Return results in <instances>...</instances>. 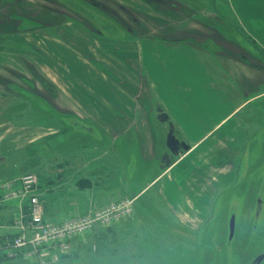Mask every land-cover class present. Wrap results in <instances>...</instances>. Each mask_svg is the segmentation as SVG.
Returning a JSON list of instances; mask_svg holds the SVG:
<instances>
[{"label": "flooded vegetation", "instance_id": "af4514ba", "mask_svg": "<svg viewBox=\"0 0 264 264\" xmlns=\"http://www.w3.org/2000/svg\"><path fill=\"white\" fill-rule=\"evenodd\" d=\"M141 1L143 5L137 4V7H131L123 4L122 0H0V31L14 29V27L15 29H25L31 26L52 25L53 30L59 32L66 29L65 25L71 22L80 25L98 38L112 39L111 44L99 43L92 46L88 41L81 39L80 49L91 63L107 74L110 80L127 86L133 92L131 102L126 105L130 108L131 115L120 104H114L111 101L105 102L93 92L88 91L90 95L87 94V97L90 96L92 101H96L102 106L103 114L118 115L127 123L119 132L116 144L117 150H122L121 153L117 151L116 155L122 161L123 171L126 166L132 163L125 150L133 144V136L137 129H141L144 136L153 138L155 141V155L148 160L142 159L141 164L136 167L137 172L142 171L141 174L144 172L149 174L141 175L136 184L132 183L133 186H138L147 176L158 172L168 157L171 159V164L176 162L179 158L177 153L183 151L188 140L172 119L160 96L154 92L150 85L146 67L137 54V50L122 45L121 38L131 35L134 38H150L171 42L174 46L182 44L194 48L196 66L203 63L206 68L211 67L212 73L220 80H224L226 90L234 94L236 100L241 101V105L244 106L234 113L237 119V131L243 140L241 143H234L220 129H214V136L210 138L214 145L212 152L215 155L212 164L220 168H223L224 165L227 167L214 174V178L205 184L204 190L196 192L200 201L199 205L203 210L195 209L198 212L195 218L186 212L179 216L173 208L167 206L163 209H166V216L170 219L188 227V234L193 235L196 247H199L198 245L202 247L204 244L205 247L209 244L212 246L215 241L214 235L209 233L208 236L206 232H210L208 228L211 222L224 220L223 209L218 210V206L224 204L226 200H230L233 197V191L239 187L240 184L236 181L242 169L247 141L255 136V132L264 123V92L262 91L264 88V63L260 64L250 60L249 55L253 53L255 57H260L259 54H261L264 57V53L240 27L230 19L223 17L224 11L221 12L217 8L210 7L209 12L205 11L206 13H204L169 0ZM203 32H205V36L199 37L198 35H203ZM6 36L7 34H0V38H4L0 42H7L9 39H6ZM12 41L35 50L43 57H48L42 50L35 48L23 39L15 38ZM227 56H234L237 60H232ZM107 57L128 68L134 79L130 80L124 76L119 66H114L112 62L107 61ZM59 68L69 81L80 86V80L75 71H66L60 66ZM7 79L14 85L10 88L13 92L19 93L23 97L28 95L44 112L45 115L42 118H37L36 121L43 119L50 123L62 121L61 118H57L53 114L54 112L59 116L64 115L65 118L66 115L63 111L50 110L53 97L62 101L63 96L58 85L44 72L35 69L29 74H23L12 70ZM189 79L193 84H198L203 80V76ZM165 93L175 97L171 91ZM191 115L194 116V113ZM67 116L71 117L70 114ZM75 119L85 123L88 122L86 120L96 122V118L88 114L81 119L76 117ZM108 137L111 138L110 134ZM106 146L110 150H114L113 143L106 144ZM191 151V147L185 151L181 164L186 165L190 161L197 163L191 155L187 156ZM260 171L261 174L257 177L259 183L264 167ZM155 181L156 178L149 183L142 194L138 195L139 200L150 196L149 190L155 186ZM250 186L252 184H249L246 192ZM246 192L245 196L248 197ZM256 203L257 200L254 199V205ZM245 204L247 220L251 218L252 206L249 208L247 200ZM247 228L245 231L248 236L244 242L247 256L244 259L239 258L236 254L233 257L235 261L231 263L222 261L220 254L222 244L217 241V245H214L216 253L214 259L202 261L200 264H264V225L259 227V224H254V226L251 224V230L257 233L254 237L255 246L252 252H249L252 248L250 245L251 235L249 234L250 224ZM261 229L262 231L259 233ZM207 236L211 238L210 241L206 240ZM212 239L214 240L212 241Z\"/></svg>", "mask_w": 264, "mask_h": 264}, {"label": "crops", "instance_id": "0c3cea01", "mask_svg": "<svg viewBox=\"0 0 264 264\" xmlns=\"http://www.w3.org/2000/svg\"><path fill=\"white\" fill-rule=\"evenodd\" d=\"M169 1L204 13H208L210 7L217 8L221 12L225 8L227 10L228 7L232 16L234 14L233 0H227V2L230 1L231 5L216 0V7L211 5V0ZM122 2L131 7L143 5L141 0H122ZM241 12L247 13V7L242 6ZM65 26L66 29L63 28L64 30L59 32L53 30L52 25L31 26L25 29H15L13 26L14 29L9 28L6 31H0V34H7L6 39H9L5 43L4 41L1 42L2 45L0 44V170L5 168L6 171L5 174L0 175V180L19 176V174H11L10 168L20 169V163L22 165L27 164L25 163L27 159L33 157V155H38L48 145L46 141H49L50 148H57L61 137H66L68 141L69 136L76 135V133L84 141H93L95 147L102 149V154L99 153L98 156L108 155L115 159L122 169V161L116 155L117 151L122 150H117L116 144L119 139V132L127 123L118 115L103 114L102 106L96 101H92L89 98L90 96L87 97V94L90 95L89 92H93L105 102L111 101L114 104H120L131 115V110L126 105L131 102L133 92L127 86L110 80L107 74L91 63L80 49L81 39L88 41L91 46L99 43L111 44L112 39L108 37L98 38L75 23L70 22ZM15 38L29 42L35 48L42 50L48 57H43L35 50L16 44L12 41ZM3 39L0 38V40ZM252 41L264 53V47L254 39ZM120 42L124 46L137 50V54L146 67L150 85L154 92L160 96L172 119L188 140L189 148H192L187 156L191 155L197 161V163L190 161L186 165L181 164L186 151L184 149L177 154L179 158L176 159V162L171 164V159L168 157L160 166L158 172L147 176L138 186H132L137 189L134 194L135 201L140 202V205L146 208L148 215L154 217L153 219L157 222H161L160 224L163 225L162 231H166L164 225L170 222L188 228L166 216V209L163 208L166 206L173 208L179 216L181 213L185 214L186 212L193 218L198 214L195 209L203 210L199 205L200 201L196 192L201 189L204 190L205 184H208L209 180L211 181L214 178V174L227 167L224 165L223 168H220L212 164L215 155L212 152L214 145L210 138L214 136V129H220L224 135L229 136L232 142L241 143L243 139L237 131V119L234 113L244 106L241 105V101L236 100L234 94L226 90L224 80L216 77L212 73L211 67L206 68L203 63L196 66L194 61L196 51L193 47L182 44L174 46L171 42L157 41L150 38H134L131 35L124 36ZM249 55L250 60L260 64L264 63V57L261 54H259L260 57H255L253 53ZM227 57L237 60L234 56ZM106 60L112 62L114 66H119L122 74L128 79H134L128 68L120 63L118 64L112 58L107 57ZM59 66L66 71H75L80 80V86L69 81L65 74L61 72ZM35 69L44 72L60 88L63 100L58 101L56 97H53L50 110L63 111L66 115L65 118L62 114L60 117L58 113H53L62 121L47 124L33 121L28 114H24L18 119L9 116L11 114L7 111L10 105L7 104H10L11 98L33 100L28 95L23 97L10 89L14 86L7 79L10 72L16 70L23 74H29ZM198 76H203V80L198 84H193L192 80L189 79ZM166 91H171L175 97L166 95ZM262 91L264 92V88ZM191 113H194V116ZM67 114H70L71 117L69 118ZM87 114L95 117L96 122L90 120H86L88 121L86 123L76 121L75 117L81 119ZM170 121L173 122L171 119ZM263 126L264 123L256 132ZM141 131V129H137L133 136V144L125 150L127 156L132 160V163L126 167L130 169L134 179L146 175L145 173L149 174L148 172L143 174H141L142 171L137 172L136 167L141 164L142 159L148 160L156 152V144L153 138L144 136ZM108 134L111 138L108 137ZM176 135L178 136V134ZM179 137L186 141L180 135ZM249 140L246 146H248ZM111 143L114 146L113 151L106 146V144L110 145ZM120 149L122 148L120 147ZM95 157L96 155L93 158ZM57 159L58 154L52 157V163H55ZM67 162L70 161L67 160ZM104 166L110 170V173H113V166L107 161H105ZM61 167H63V164L58 163L56 171L61 170ZM23 168H26V166H23ZM124 174H126V170ZM155 178V188L157 189L150 196L141 199L142 201L139 200L138 195L142 194ZM87 189H90V187H87ZM118 190L114 187L105 196L115 194ZM16 212V202L0 205V217L2 218H9Z\"/></svg>", "mask_w": 264, "mask_h": 264}, {"label": "rangeland", "instance_id": "374dc122", "mask_svg": "<svg viewBox=\"0 0 264 264\" xmlns=\"http://www.w3.org/2000/svg\"><path fill=\"white\" fill-rule=\"evenodd\" d=\"M215 1L211 0L213 7L215 6ZM259 1L233 0L234 17L228 7L227 10L226 8L224 9L227 14L224 13L223 17L235 22L250 38L264 47V0ZM221 2L231 5L230 1L227 2V0H221ZM242 6L247 7V13L241 12ZM198 36L203 38L205 32H203V35ZM7 105H10L7 111L11 114L9 116H13L15 119L28 114L35 121L37 118H42L45 115L39 109V105L35 100L30 99L28 101L25 98L13 97L10 104ZM40 122L51 124L44 119L40 120ZM90 142L88 140L84 141L77 133L76 135L69 136L68 141L66 137H61L57 148H50L49 141H46V144H48L45 146L46 148L44 147L38 155H33V157L27 159L25 161L27 164L22 165L20 163V169L10 168L11 174L21 175L33 172L37 175L38 191L41 194L40 197L46 217L62 220L63 218L86 213L96 207L104 206L121 197L134 196L137 189L136 187H132L131 183L136 184L137 179L133 178L130 169L125 167L126 174H124L123 169L120 168L115 159L108 155L98 156L99 153L102 154V149L95 147L93 141V143ZM251 148L257 151V155L252 154L253 157L250 165H254L255 159L256 161L263 159L262 163L264 165V137L259 136L252 142ZM56 154H58V159L55 163H52V157ZM95 155L96 157L93 158ZM67 160L70 162H67ZM105 161L113 166V173H110V170L104 166ZM58 163H62L63 167H61V170L57 169V172ZM23 166H26V168H23ZM5 173V168H2L0 175ZM250 175L252 174L246 173L245 177L247 178ZM87 187H90V189H87ZM114 187L119 190L115 194L106 197V193ZM255 187L253 185L250 186L248 192H246V189L244 190L249 196L244 195V203L240 212L236 234L231 241L226 240L227 216L229 205L233 203L234 198H236L235 196H233L234 198H230V200H226V204L218 206V210L223 209L222 215L224 220L211 222L208 228L210 232H206V235L209 236L212 233L215 241L212 246L209 244L206 247L205 244L202 247L200 245L196 247L195 241L180 239L174 237L169 231H162L163 225L160 224L161 222L159 223L153 219L154 217L147 215L146 208L142 207L140 202L134 201L132 213L129 215L113 222L110 226L97 225L91 232L71 239L67 253L74 246L78 248L79 256L71 261L73 264H200L202 261L214 259L216 255L214 245H217L218 241L222 244L220 249L222 261L231 263L235 261L233 257L236 254L239 258L244 259L247 256L244 242H246L245 240H247L248 236L245 229L250 224L251 230L252 213L255 208ZM120 188L122 189L121 191ZM154 188L155 186L149 190L150 194L157 189ZM240 193H242L241 190L235 189L233 195L239 196ZM168 197L171 199L170 196ZM246 200L249 208L252 206V210L250 209L251 218L247 220L245 217L247 211L245 209L247 207L245 206ZM257 223L259 227L264 225L263 211L259 214ZM186 230L187 232L189 231L188 228ZM261 231L262 229L259 230V233ZM5 233L12 235L16 231L13 228H0V235ZM249 234L251 235L250 245L252 247L249 252H252L255 246L254 237L257 233L251 230ZM202 238L201 235V241ZM206 240L210 241L211 238L208 237ZM82 245H84L83 248ZM84 255L87 256L83 258ZM33 257L35 260L24 259L22 256L9 257L10 259L4 262L8 264H20L23 261L28 262V264H38V256L34 255ZM57 261L58 259L56 261L49 260L44 264H49V262L50 264H56ZM71 262H58V264H71Z\"/></svg>", "mask_w": 264, "mask_h": 264}, {"label": "built area", "instance_id": "2783aa9c", "mask_svg": "<svg viewBox=\"0 0 264 264\" xmlns=\"http://www.w3.org/2000/svg\"><path fill=\"white\" fill-rule=\"evenodd\" d=\"M38 190V177L33 172L0 180V205L16 202L17 209L9 218L0 217V228L16 231L0 235V255L29 260H35L36 255L38 264L56 261L61 253H67L74 237L129 215L136 198L121 197L86 213L57 220L44 215Z\"/></svg>", "mask_w": 264, "mask_h": 264}, {"label": "water", "instance_id": "95a60500", "mask_svg": "<svg viewBox=\"0 0 264 264\" xmlns=\"http://www.w3.org/2000/svg\"><path fill=\"white\" fill-rule=\"evenodd\" d=\"M259 136H263L264 137V126L255 134V137L253 139V137L249 140L248 142V146L245 152V160H243V162H245V164L242 163V169L241 172L239 174V176L237 177V183H239V187L237 188L238 191H242V193H240L239 196L237 195H233L236 198H234L233 203H231L229 206V212H228V216H227V233H226V240L231 241L234 239V236L236 234V230H237V225H238V220H239V216H240V212L242 210L243 207V203H244V195L245 192L244 190L248 188L249 184H252L255 187V193H254V199L257 200V203L255 204V208L253 210L252 213V224L254 226V224H258L257 223V218L259 216V214L263 211L264 208V172L262 174V179L259 183V180L257 179V177L261 174V169L264 167L263 165V159H259L253 162V166L250 165V161L252 159V154H256V150L251 148V144L252 142H254ZM189 148V145H185L184 146V150H187ZM178 154V153H177ZM257 155V154H256ZM253 170V171H252ZM246 173H250L252 175L248 176L247 178L245 177ZM249 178V179H248ZM245 183V184H244ZM245 185V186H244ZM244 186V188H243ZM263 191V192H262ZM234 193V191H233ZM258 204V206H257ZM165 226V230L171 232L174 236L178 237V238H183V239H190L191 241L194 242V237L193 235L188 234L187 230L185 227L182 228V226L175 224V223H168ZM255 264V263H254Z\"/></svg>", "mask_w": 264, "mask_h": 264}, {"label": "trees", "instance_id": "16d2710c", "mask_svg": "<svg viewBox=\"0 0 264 264\" xmlns=\"http://www.w3.org/2000/svg\"><path fill=\"white\" fill-rule=\"evenodd\" d=\"M47 181H51V180H47ZM147 215H148V213H147ZM161 230H162V228H161ZM83 246L84 245H82V248H83ZM77 256H79L78 248H76L74 246V247H72V250L69 253H62V254H60L59 255V258H58V261L56 262V264H58V262L59 263H62V262H71L72 260H74L75 258H77ZM85 256H87V255H84L83 258ZM9 259L10 258L9 257H6L5 255H0V264H8V263H5L4 261L5 260L7 261ZM20 264H28V262L26 263V262L21 261ZM49 264H50V262H49ZM71 264H73V262H71Z\"/></svg>", "mask_w": 264, "mask_h": 264}]
</instances>
